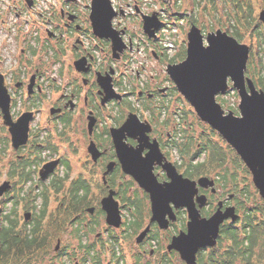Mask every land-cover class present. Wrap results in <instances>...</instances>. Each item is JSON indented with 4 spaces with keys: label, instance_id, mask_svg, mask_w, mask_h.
Here are the masks:
<instances>
[{
    "label": "flooded vegetation",
    "instance_id": "obj_1",
    "mask_svg": "<svg viewBox=\"0 0 264 264\" xmlns=\"http://www.w3.org/2000/svg\"><path fill=\"white\" fill-rule=\"evenodd\" d=\"M174 1L178 0H154L149 4L143 1L139 5L138 0H124V3L118 0L116 4L113 0L111 5L117 14L111 19V26L118 31L124 44L122 49L113 50L110 39L94 33L91 0L82 4L79 0H56L57 3L51 4L48 16L35 19L21 33L18 42L14 40L18 67L4 69L5 60L0 53V73L10 95L11 119L16 121L23 113H30L27 142L15 149L9 126L3 123L0 110L2 125L8 133L3 143L15 152L26 150L9 160L7 170L18 160H27L39 151L59 152L57 146L50 145L52 135L58 136L55 143L60 144L61 149L69 150V146L74 147L72 138L79 129L86 138L87 160L101 170V182H91L80 174L70 176L71 166L61 154L48 159H58L57 166L64 165L66 171L61 175L64 182H49L48 190L58 200L52 210L55 214L47 212L43 219L44 222L47 216L50 217L46 226L52 228L55 235V245H51L53 257L49 256L45 264H205L211 250L217 248L223 229L243 230L246 223L250 232L253 225L264 222V200L252 178L249 184L243 181L240 187L241 180L230 168V158L221 161L223 166L230 168L229 171L210 177L200 165L203 152L210 149H205L209 144L206 138L198 136L195 143L192 137L188 147L190 127L186 125L187 113L183 104L190 103L179 93L166 71V65L174 61L170 58L165 65L164 49L167 47L163 40L171 38L173 25L177 30L184 27L183 36L186 37L191 25L197 22L195 19L184 23V16H179L183 21L178 22L177 10L172 4ZM209 2L224 8L230 29L221 30L239 43H244L242 41L247 34L249 40L254 39L255 44L244 43L248 46L245 76L252 80L256 89L264 91V0H256L260 7L257 18L254 0ZM32 3L34 6L35 0ZM152 13L157 14L160 24L154 34L149 35L143 28L141 14ZM164 13L168 16H163ZM18 21V25L10 27L12 34L21 28L22 20ZM200 30L204 41L208 32L215 31L204 33L202 28ZM184 55L181 59L186 57V48ZM156 67L160 69L159 75H163L162 71L166 73L158 79L159 82L152 72L147 78L145 74ZM134 81L138 84L134 85ZM49 89L55 97L49 104H44L45 126L33 133L31 124L40 113L36 107L44 103V98L47 99L46 90ZM174 91L179 95L174 103L177 107L171 109L173 104L167 96ZM219 95L222 94L217 97ZM18 97L27 104V109L14 115L12 108ZM131 113L137 120H131L128 130L120 131ZM210 130L219 136L217 144L220 149L237 155L215 129ZM41 131L44 137L39 135ZM91 143L97 152L90 150ZM172 151L176 153L175 160L171 157ZM191 156L194 158L190 164ZM169 165L174 167L175 175L169 171ZM242 165L245 167L243 162ZM245 170L250 174L246 167ZM202 176H208L214 182L205 186L199 183ZM181 179L193 183L184 184ZM25 184L13 182L0 196H4L11 205L17 201V216L19 207L28 211L27 206L21 205L23 200H27ZM248 187L257 192V202H252L254 195ZM230 207L235 219L228 217L222 221L216 244L197 247L194 262L188 261V254L185 258L182 250H190L192 245L185 238L189 231L190 213L196 211L199 219L209 218L217 210L224 212ZM115 208V214L108 212V209L114 212ZM25 212L20 223L32 219V215L25 219ZM110 214L114 220L118 216V221L110 222ZM62 233L69 237L66 243ZM243 263L258 264V261L252 259ZM30 264L41 262L32 261Z\"/></svg>",
    "mask_w": 264,
    "mask_h": 264
},
{
    "label": "water",
    "instance_id": "obj_2",
    "mask_svg": "<svg viewBox=\"0 0 264 264\" xmlns=\"http://www.w3.org/2000/svg\"><path fill=\"white\" fill-rule=\"evenodd\" d=\"M26 3L31 6L32 0H27ZM136 10L138 11V8ZM116 14L110 0H91L90 16L94 33L98 37L110 39L113 50L122 49L124 45L118 31L111 26V19ZM141 18L144 30L149 35H153L160 24L157 14H141ZM186 39V57L179 62L168 63L166 71L179 93L190 103L198 117L215 129L235 149L249 170L259 195L264 200V91L256 89L252 80L245 76L248 46L239 43L221 29L208 32L204 41L200 28L195 24L191 25ZM231 86L237 89L240 97L237 114L232 110L226 112L216 98L218 94H224ZM0 110L3 123L9 126L12 145L17 149L27 142L30 113L25 112L16 121H12L10 95L1 73ZM131 120H137L135 114H129L119 130H128L132 125ZM89 148L97 152L93 143L89 145ZM58 162V159L45 162L38 171L39 178L45 180L57 167ZM169 171L175 175L173 166L169 165ZM178 178H180L179 175ZM181 180L184 184L193 183L188 179ZM212 182H214L213 179L208 176L199 178V183L205 186ZM10 185L9 180L0 184V196ZM154 202L157 204L156 198ZM108 212L115 214L116 208L114 212L110 209ZM190 214L189 231L185 238L186 242L192 245L190 250H185L186 252L182 250V252L184 257L186 253L188 254L186 256L188 261L194 262L197 247L215 245L220 224L225 218L235 219V215L232 207L224 212L217 210L209 218L199 219L196 211ZM24 217L29 219L31 213L26 211ZM108 218L110 222L118 221V216L114 220L110 214Z\"/></svg>",
    "mask_w": 264,
    "mask_h": 264
},
{
    "label": "rangeland",
    "instance_id": "obj_3",
    "mask_svg": "<svg viewBox=\"0 0 264 264\" xmlns=\"http://www.w3.org/2000/svg\"><path fill=\"white\" fill-rule=\"evenodd\" d=\"M90 0H79V2L82 3H86L89 2ZM113 0H110L111 4H112ZM116 1L118 2V0H114L115 4ZM132 0H130L131 2ZM143 1H147L146 4H149L150 1H154V0H138V4L141 5ZM160 1V0H158ZM255 1V17L257 18L258 12H259V3H256ZM27 0H0V53H1V57L5 60L4 69L5 68H14V67H18L19 63H18V59H16V53L15 51V47H16V41L18 42L21 33H24V31L26 29L29 28V26L34 23L35 19H39V17H43V16H48V12H50L51 9V4H54L56 2V0H35V4L34 6L33 3L31 4V7H29L27 5ZM122 3H124V0H121ZM57 3V2H56ZM177 5H175V4ZM173 4V8L174 10H177L176 13V18L179 16H184V23L189 22L190 20H195L196 19V25L199 28H202V30L207 31V30H216L218 28L220 29H230L229 28V20H226V15L224 12V8H220V7H216L213 5H210L209 0H178L177 2L174 1ZM157 4V3H156ZM209 4V5H207ZM113 6V5H112ZM178 7V8H177ZM204 7V9H203ZM229 11V9H227ZM44 14V15H42ZM167 13H164L163 16H168L166 15ZM43 17V18H45ZM174 19V18H173ZM18 20H22L21 22V28L20 30H18L17 32L15 31V34H12L10 32V30H12L10 27H12L14 24H19L17 22H19ZM167 20H170L169 18ZM183 21L181 19V17H179L178 21L180 22ZM37 21V20H36ZM16 25V26H17ZM9 28V30H8ZM175 29V28H173ZM176 31H172L173 35L171 36V38H173V47L172 48H165V65L168 63V59L170 58H175V62H179L181 61V57L182 55L185 56V48H186V37L183 36L184 33V27L183 28H179L178 33H176ZM248 35V34H247ZM247 35L243 38L244 43L246 44H255L254 39H248ZM184 37V38H183ZM15 40V42H14ZM18 45V44H17ZM183 53V54H182ZM178 54V55H177ZM182 54V55H181ZM181 56V57H180ZM180 58V59H179ZM152 60H149V62H151ZM251 69H256V67H252ZM159 71L160 69H158L157 67L151 68V70L149 69L147 71L146 74V78L149 76V73L152 72L157 80V82H159V78H163L164 74H166L165 72L162 71L163 75H159ZM142 81V80H141ZM134 85H137L138 82L134 81L133 82ZM164 84H166L165 81H163ZM47 92V99L44 98L42 101H44V103L39 106L36 107V111L37 113L40 111V113L37 115L35 119L33 120L31 126H32V130L33 133H35V130H37L38 128H43L45 126V123L43 122L44 120V112H43V107L45 102H47L48 104L54 100L55 94L53 93V91L51 89L46 90ZM177 95H179V93L176 91H174V93H172V95H168L167 98L172 102L173 106L171 107V109L176 108L177 106H174V103L176 102V98ZM239 95L237 92V89L232 87L229 90H227L226 94H222L219 95L217 97V101L222 105V107L224 108L225 111L228 110H232L235 113H238L237 111V104L239 103ZM180 103V102H179ZM184 109L186 110V115H187V123L188 126L190 127V133L189 136L193 137V140H195V143L198 142L197 140H199V137L202 139V137L204 138H210L212 142H210L211 144H213L214 146H212V149L210 150H206L203 153L204 156L202 158V167H208L209 172L206 174L210 177H215L218 172H221L224 174V167L223 165L220 164H214L213 166H208L206 165V161L208 158V153L211 151L213 153V150H220L222 152V155L224 156V159H229L230 158V154L226 153V151L222 148L220 149L219 144H217L219 142V136L217 134H215L213 131H211L209 128V126L207 124H204L203 122H201L199 120V118L197 117V114L195 113L194 109L192 106H190V104H188L187 102H184L183 104ZM27 109V104L22 101L20 99V97H18L15 100L14 106L12 108V112L14 115H18L21 111H23L24 109ZM113 110H119V109H113ZM143 115H146V113H143ZM174 119V118H173ZM108 122L112 123V121L108 120ZM78 125L80 126V122L78 119ZM71 134H73L71 132ZM7 135V136H6ZM39 135H42V131L39 133ZM199 136V137H198ZM4 138H8V133L7 130L5 128V126L2 125V120L0 119V184L2 183V181L5 180H9L10 183L12 184L13 182L16 181L15 178L10 179L8 178V162L11 159H14L18 154H24L25 151H18L15 152L14 150H12L9 146H6L3 142H5ZM58 136L56 135H52V137L49 139L50 141V145L53 144L54 147L57 146V149L59 150V152H61L63 149H61L62 147H60V144H56L55 142L58 141ZM85 136L83 134V131L81 129H79L76 132V135L73 136L72 141L74 144V147H70L69 146V150L64 151L59 153L57 152L56 154L54 153V150H50V151H46L44 150L41 153V158L42 160H40L39 165H37L36 167V171L33 174L32 180L31 181H26L23 182L25 185H23V188L26 187L25 190H27V192H29L31 194V196L27 195V200L24 201L21 205H25L27 206V210L31 213V215L33 214H37L39 213V211L42 209L43 207V198L41 197V194L43 193L44 190H47V212H51L49 215H54V211L52 212V210L55 207V204L58 200L57 196L54 195V193L50 190H48L49 187V182L52 178H60L61 175L64 174L65 170V166L64 165H60L57 166L54 169V172L45 179V181H40L39 180V175H38V169L39 167L45 162V160L48 161V159L55 157L56 155L63 156V158L65 160H67L71 166V170H69V174L70 176H77V175H82L85 176L86 178L90 179L91 182H101L100 180V168L98 166H93L90 165V162L87 160V155L85 152ZM216 144V145H215ZM56 152V150H55ZM54 153V154H53ZM238 156V155H237ZM171 157L173 160L176 159V153L174 151H172L171 153ZM239 157V156H238ZM240 158V157H239ZM232 164L230 165V168L232 171L235 172L237 178H239V180H241V182H239V186L241 187L243 184V181H246L248 184L250 183L251 180V176L249 173L244 172L242 165H240L239 163L234 164L233 160L231 161ZM228 167H226V171H229ZM68 182V181H66ZM244 182V183H246ZM31 188V190H30ZM250 189V193L252 195H254L252 202L256 201V193L255 189L248 187ZM253 189V190H252ZM4 197V196H3ZM1 198V204L0 206L2 208L5 207L4 210H8L11 207V204L8 203V201L4 198ZM30 198V200H29ZM57 198V199H55ZM3 202L5 203V205L3 204ZM257 202V201H256ZM21 207H19V213L18 216L21 219H23V212L22 209H20ZM24 209V208H23ZM50 221V217L47 216L43 222V226H42V230L47 234L50 235L51 238L53 237V230L52 228H48V223ZM47 224V226H46ZM51 227V226H50ZM257 230H260L259 227H256ZM258 232V231H257ZM63 234V233H62ZM62 238L64 239V243H66L68 240V235L66 233H64L62 235ZM51 245L54 247L55 245V240L53 239L51 242ZM66 249L68 250V247L66 246ZM50 256V258L53 257V251H50L44 255V257H42L41 259H39L37 262H41V264H45L46 260L48 259V257ZM45 262V263H44ZM260 264H264V259L260 262Z\"/></svg>",
    "mask_w": 264,
    "mask_h": 264
},
{
    "label": "trees",
    "instance_id": "obj_4",
    "mask_svg": "<svg viewBox=\"0 0 264 264\" xmlns=\"http://www.w3.org/2000/svg\"><path fill=\"white\" fill-rule=\"evenodd\" d=\"M170 61H175V58H171ZM206 140L209 144L205 149L209 147L211 150L214 145L210 142L213 141L209 140V137ZM191 143L192 136H189L188 147H190ZM229 154L234 164L239 163L242 165V162L234 152L231 151ZM193 158L194 156L190 157V164ZM222 159H224V156L222 152L217 149L213 150V153L210 151L205 161L208 166H213L217 163L223 165L221 163ZM40 160H42L40 151L35 155H30L27 160H18L17 163H14L10 170H8V176L14 177L16 179L15 182L18 183L29 182L32 180L33 174L36 171V165H39ZM200 165L202 166V164ZM242 167L244 172H246L245 167L243 165ZM202 168H204L206 174L209 172V170H206L208 167ZM225 172H227L226 167H224V173ZM233 177L232 175V178ZM51 182H64V177L61 176L57 179L52 178ZM53 184L54 187L55 183ZM27 195L31 196L29 192H27ZM47 195V190H44L41 194L44 202L39 213L32 214L31 220L21 223L16 212L17 201L13 202L8 210H4L5 207L2 208L0 206V264H30L32 261H38L50 251L51 242L55 235L51 238L50 235H47L42 230L43 219L45 215L48 214ZM3 204L5 205L4 202ZM247 217L249 218V216ZM250 221L251 219H249V223ZM256 227H259L260 230H257ZM246 232H248V234H246ZM241 233H245L246 235H241ZM252 259L253 261H258V264L264 259V222L261 221L259 225H253L250 232L247 230L246 223L243 225V230L233 227L223 229L217 248L211 250V254L205 264H235L237 261H239L240 264H245L243 261Z\"/></svg>",
    "mask_w": 264,
    "mask_h": 264
},
{
    "label": "built area",
    "instance_id": "obj_5",
    "mask_svg": "<svg viewBox=\"0 0 264 264\" xmlns=\"http://www.w3.org/2000/svg\"><path fill=\"white\" fill-rule=\"evenodd\" d=\"M175 31V29H173ZM163 45L166 46L167 48H172L173 47V40L172 38L166 37L163 40Z\"/></svg>",
    "mask_w": 264,
    "mask_h": 264
},
{
    "label": "bare ground",
    "instance_id": "obj_6",
    "mask_svg": "<svg viewBox=\"0 0 264 264\" xmlns=\"http://www.w3.org/2000/svg\"><path fill=\"white\" fill-rule=\"evenodd\" d=\"M40 169V168H39ZM39 169H38V171H39Z\"/></svg>",
    "mask_w": 264,
    "mask_h": 264
}]
</instances>
